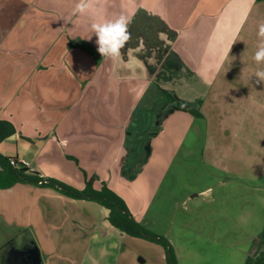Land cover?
<instances>
[{
    "label": "rangeland",
    "instance_id": "rangeland-1",
    "mask_svg": "<svg viewBox=\"0 0 264 264\" xmlns=\"http://www.w3.org/2000/svg\"><path fill=\"white\" fill-rule=\"evenodd\" d=\"M136 73L140 81L120 86L114 71L106 72L108 85L100 88V97L107 104L95 101L98 93L92 91L82 106L92 123L100 117L122 126L119 133L116 128V134L99 138L92 124L85 130L91 135L85 146L69 141L68 150L67 142L59 145L55 135L45 134L31 142L4 141L0 154L18 156L35 171L81 191L92 178L100 190L108 172L111 190L144 230L171 245L177 264H245L264 252V143L246 142V119L243 129H220V116L236 124L233 104H222L209 126L197 104L162 95L155 70ZM146 91L153 97H142ZM42 92L53 99L70 94L64 86H44ZM71 156L80 157L79 167ZM51 192L34 195L41 193L30 186L0 191V207L10 209L0 217V245L7 234L34 240L43 264H166L162 246L116 231L103 207L86 201L97 208L91 209ZM13 194L24 198L19 202Z\"/></svg>",
    "mask_w": 264,
    "mask_h": 264
},
{
    "label": "crops",
    "instance_id": "crops-1",
    "mask_svg": "<svg viewBox=\"0 0 264 264\" xmlns=\"http://www.w3.org/2000/svg\"><path fill=\"white\" fill-rule=\"evenodd\" d=\"M78 2L0 0V120L9 121L16 128V134L6 141L23 138L31 142L34 136L48 134V138L55 135L59 145L63 142L68 145L70 141L85 146L84 140L88 138L85 136H91L85 130L92 124L96 127V137L112 136L116 128L119 133L122 126L102 121L100 117L92 118V123L83 112V104L92 91L98 93L95 101L100 99L107 104L100 97V88L108 81L104 79L106 72L110 74L113 70L115 81L121 86L140 81L138 71L148 75L149 70H155L158 86L168 100L171 97L177 102L197 104L209 126L222 104H233L238 115L236 124H228L227 117L220 116V129L227 133L230 128L243 129L246 119V142L264 143V84H255L253 77L257 68H264L253 59L258 25L264 21L263 2L96 0L99 14L89 11L83 16L75 13ZM120 15L129 18L132 38L121 49L119 57L103 58L97 51L96 37L89 39L90 25ZM127 71L132 74L128 76ZM44 86H64L70 94L53 99L52 95H43ZM149 86H152L151 81ZM146 93L142 97H153ZM50 103L59 106L49 108ZM66 148L70 150L69 145ZM70 158L79 167L80 157ZM28 168L42 178H50L42 170L35 171L30 165ZM103 177L102 182L114 190L109 183L111 175L104 171ZM25 186L41 193L34 195H53V189L25 184L9 190ZM13 195L20 196L16 197L19 202L24 198H21L24 194ZM60 197L97 210L85 204L87 200ZM8 210V206H1L0 217ZM28 234L32 241L31 233ZM20 239V235L4 237L0 245V264H6L11 253L27 248H37L43 264L42 252L34 240L26 243Z\"/></svg>",
    "mask_w": 264,
    "mask_h": 264
},
{
    "label": "trees",
    "instance_id": "trees-1",
    "mask_svg": "<svg viewBox=\"0 0 264 264\" xmlns=\"http://www.w3.org/2000/svg\"><path fill=\"white\" fill-rule=\"evenodd\" d=\"M264 3V0H258ZM170 100L173 99L170 97ZM178 108L181 109V106ZM196 117H201L196 110H189ZM16 134L15 126L5 120H0V145ZM12 161L16 165H12ZM95 179L86 183L84 190L61 183L55 179L42 178L31 172L27 165L19 162L17 158L5 157L0 154V190H9L19 184L32 185L38 188L56 190L63 196L73 200H87L94 202L108 212V222L120 233L134 239H145L151 243L162 246L166 252V264H177L176 256L171 245L162 237H158L144 230L128 209L125 201L103 183L100 190L94 189ZM264 242V234L261 237ZM245 264H264V252L250 256Z\"/></svg>",
    "mask_w": 264,
    "mask_h": 264
},
{
    "label": "clouds",
    "instance_id": "clouds-1",
    "mask_svg": "<svg viewBox=\"0 0 264 264\" xmlns=\"http://www.w3.org/2000/svg\"><path fill=\"white\" fill-rule=\"evenodd\" d=\"M95 3L96 0H79L75 6V13L79 16H83L89 11L99 14V10L95 8ZM129 24V18L120 15L112 20L95 22L90 25L91 35L89 39L93 35L96 37L97 51L103 58L115 59L121 55V49L132 38ZM257 37L258 44L253 59L257 65H264V21L258 25ZM253 77L255 84H264V68H257Z\"/></svg>",
    "mask_w": 264,
    "mask_h": 264
},
{
    "label": "water",
    "instance_id": "water-1",
    "mask_svg": "<svg viewBox=\"0 0 264 264\" xmlns=\"http://www.w3.org/2000/svg\"><path fill=\"white\" fill-rule=\"evenodd\" d=\"M30 257H29V263L28 264H41L42 260H41V256H40V252L37 248L31 249L30 250ZM29 251V252H30ZM21 255V256H25L26 254L28 255L29 253L25 250V251H16L14 253H11L10 255Z\"/></svg>",
    "mask_w": 264,
    "mask_h": 264
},
{
    "label": "flooded vegetation",
    "instance_id": "flooded-vegetation-1",
    "mask_svg": "<svg viewBox=\"0 0 264 264\" xmlns=\"http://www.w3.org/2000/svg\"><path fill=\"white\" fill-rule=\"evenodd\" d=\"M25 250L29 253L28 255L27 254L25 256L16 255V254L13 256L9 255V257L5 260L6 264H28L31 248H27Z\"/></svg>",
    "mask_w": 264,
    "mask_h": 264
},
{
    "label": "built area",
    "instance_id": "built-area-1",
    "mask_svg": "<svg viewBox=\"0 0 264 264\" xmlns=\"http://www.w3.org/2000/svg\"><path fill=\"white\" fill-rule=\"evenodd\" d=\"M20 162V161H19ZM20 163H22V164H24V165H27L25 162H20ZM12 165H16V162L15 161H12Z\"/></svg>",
    "mask_w": 264,
    "mask_h": 264
}]
</instances>
